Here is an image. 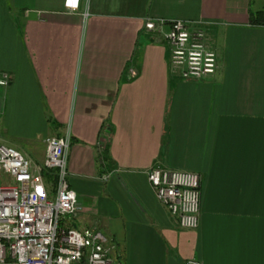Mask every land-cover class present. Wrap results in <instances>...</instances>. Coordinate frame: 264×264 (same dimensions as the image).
Returning <instances> with one entry per match:
<instances>
[{"label": "crops", "instance_id": "0c3cea01", "mask_svg": "<svg viewBox=\"0 0 264 264\" xmlns=\"http://www.w3.org/2000/svg\"><path fill=\"white\" fill-rule=\"evenodd\" d=\"M175 20L205 28L214 75L171 67ZM0 72V143L39 165L71 138L83 212L63 226L99 230L123 264H264V0H0ZM156 164L200 175L198 229L158 201Z\"/></svg>", "mask_w": 264, "mask_h": 264}, {"label": "built area", "instance_id": "2783aa9c", "mask_svg": "<svg viewBox=\"0 0 264 264\" xmlns=\"http://www.w3.org/2000/svg\"><path fill=\"white\" fill-rule=\"evenodd\" d=\"M165 24L148 20L146 29H163ZM165 39L171 47V67L184 80L197 81L217 72L218 55L203 26L172 21ZM11 81L10 74L0 72V89H7ZM46 144L45 161L35 165L20 151L0 143V264H123L116 256V243L99 230L62 225L64 219L83 212L68 181L71 138L51 137ZM44 172L54 177V196ZM146 174L158 201L181 228L198 229L200 175L159 164ZM185 264L202 263L190 260Z\"/></svg>", "mask_w": 264, "mask_h": 264}, {"label": "trees", "instance_id": "16d2710c", "mask_svg": "<svg viewBox=\"0 0 264 264\" xmlns=\"http://www.w3.org/2000/svg\"><path fill=\"white\" fill-rule=\"evenodd\" d=\"M256 20H257V17L255 16V15H251V22L253 23H255L256 22Z\"/></svg>", "mask_w": 264, "mask_h": 264}, {"label": "rangeland", "instance_id": "374dc122", "mask_svg": "<svg viewBox=\"0 0 264 264\" xmlns=\"http://www.w3.org/2000/svg\"><path fill=\"white\" fill-rule=\"evenodd\" d=\"M51 183H52V184H51V185H52L51 188H52V192H53V189H54L55 186H54V182H53V181H52Z\"/></svg>", "mask_w": 264, "mask_h": 264}]
</instances>
